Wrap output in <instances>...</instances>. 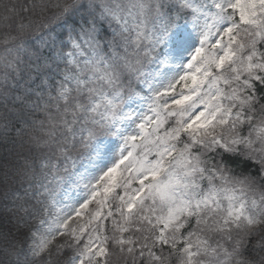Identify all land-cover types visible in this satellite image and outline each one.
<instances>
[{
    "label": "snow or ice",
    "instance_id": "obj_1",
    "mask_svg": "<svg viewBox=\"0 0 264 264\" xmlns=\"http://www.w3.org/2000/svg\"><path fill=\"white\" fill-rule=\"evenodd\" d=\"M0 264H264V0H0Z\"/></svg>",
    "mask_w": 264,
    "mask_h": 264
}]
</instances>
